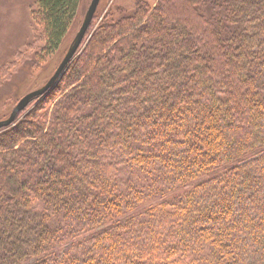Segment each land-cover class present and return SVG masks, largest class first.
I'll list each match as a JSON object with an SVG mask.
<instances>
[{
	"label": "trees",
	"instance_id": "trees-1",
	"mask_svg": "<svg viewBox=\"0 0 264 264\" xmlns=\"http://www.w3.org/2000/svg\"><path fill=\"white\" fill-rule=\"evenodd\" d=\"M81 2L36 1L44 51ZM92 25L0 129V264H264V0L138 2Z\"/></svg>",
	"mask_w": 264,
	"mask_h": 264
},
{
	"label": "rangeland",
	"instance_id": "rangeland-1",
	"mask_svg": "<svg viewBox=\"0 0 264 264\" xmlns=\"http://www.w3.org/2000/svg\"><path fill=\"white\" fill-rule=\"evenodd\" d=\"M36 1L0 0V70L3 69L2 67L8 68V71L3 69L5 74L0 76V80L3 83L0 86V122L8 119L7 117L11 115L23 97L43 88L54 75L71 48L92 0H82L74 26L64 40L61 48L53 53L44 51L43 49L44 41L40 39L42 30L37 25L33 16V12L36 9ZM158 1L160 0H101L93 18V25L90 31L96 28L102 20H115L119 14H134L138 2H148L154 5ZM111 11L117 16L106 18L105 16ZM143 24L144 22L139 23L137 28L142 27ZM88 36L89 34L84 38L77 54H75L76 56L67 65L60 82L51 91H54L61 84L69 72L71 64L84 48ZM157 60L159 62V58ZM150 81L153 82L154 79L152 78ZM69 91L70 89L66 90L56 100L63 99L64 107L66 102L70 103L73 100ZM80 96L82 95L76 96V103L83 100ZM27 108L19 114L17 122L22 120L27 111H30L31 108ZM17 122L9 127L13 128ZM74 136H77V134H74ZM76 144L68 142L67 146L69 150L72 149L75 152ZM16 146V148L19 147L18 144ZM70 159L73 158L70 156ZM152 191L154 192V190Z\"/></svg>",
	"mask_w": 264,
	"mask_h": 264
},
{
	"label": "water",
	"instance_id": "water-1",
	"mask_svg": "<svg viewBox=\"0 0 264 264\" xmlns=\"http://www.w3.org/2000/svg\"><path fill=\"white\" fill-rule=\"evenodd\" d=\"M100 2H101V0H92L91 1L90 5L88 7V10L86 12V15L84 17L82 26H81L76 38L74 39V42H73L71 48L67 52L65 58L63 59L62 63L59 65V67H58L57 71L54 73V75L49 79V81L46 83V85H44L43 88L26 95L25 97H23L19 101L17 106L14 108L11 115L9 116V118L5 121L0 122V129L7 128V127L11 126L12 124H14L18 115L21 112H23L34 99L39 98L41 96H45L48 92H50L53 88H55L57 86V84L60 82V80L63 77V74L66 70L67 65L76 56L75 54H77L79 47L81 46V44L85 38V35H86V33H87V31H88V29H89V27L93 21V18L95 16V13L97 11V8H98Z\"/></svg>",
	"mask_w": 264,
	"mask_h": 264
}]
</instances>
